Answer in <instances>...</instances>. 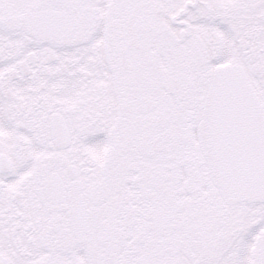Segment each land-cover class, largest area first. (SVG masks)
<instances>
[{
  "label": "snow or ice",
  "instance_id": "6c2138e0",
  "mask_svg": "<svg viewBox=\"0 0 264 264\" xmlns=\"http://www.w3.org/2000/svg\"><path fill=\"white\" fill-rule=\"evenodd\" d=\"M0 264H264V0H0Z\"/></svg>",
  "mask_w": 264,
  "mask_h": 264
}]
</instances>
